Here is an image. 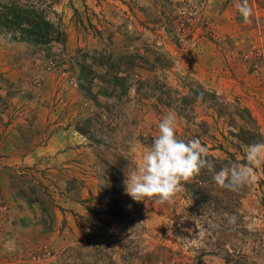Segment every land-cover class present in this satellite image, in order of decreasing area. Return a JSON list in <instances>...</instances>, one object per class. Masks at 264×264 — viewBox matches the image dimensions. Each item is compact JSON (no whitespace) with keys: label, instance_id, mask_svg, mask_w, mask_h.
I'll list each match as a JSON object with an SVG mask.
<instances>
[{"label":"rangeland","instance_id":"rangeland-1","mask_svg":"<svg viewBox=\"0 0 264 264\" xmlns=\"http://www.w3.org/2000/svg\"><path fill=\"white\" fill-rule=\"evenodd\" d=\"M243 3L58 0L49 18L61 26L66 42L63 51L57 44L52 49L55 66L45 49L0 34V131L8 124L22 125L18 150L23 152L42 146L66 122L75 127L95 112V104L78 86L85 54L125 46L131 52L138 48L150 60L149 70L139 63L124 67L129 88L122 101L99 97L100 106L114 110L102 125L97 119L87 131L104 154L95 151L86 135L80 138L90 148L81 160L62 166L41 159L2 172L0 264H264V163L249 164L248 145L234 136L239 128L257 127L264 141V0H247L253 10L247 23L240 11ZM169 25L175 35L168 32ZM129 38L133 40L127 44ZM153 80L181 91L183 81L197 82L221 97L230 115L218 117L197 106L193 117L184 119L155 99L138 103L139 82ZM234 107L251 115L256 126L242 123ZM169 112L176 114L180 138H198L214 159L253 169L251 182L238 190L212 184L221 199L218 216L199 207L187 185L171 203L136 202L126 194V175L142 164ZM50 113L54 121H49ZM104 160L122 176L105 173ZM102 187L112 193L106 202ZM69 200L85 208L84 216L78 211L69 221L62 217L61 208ZM227 207L237 212L235 223H229ZM97 214L112 226L107 231L112 237L104 238L109 241L92 226L99 224Z\"/></svg>","mask_w":264,"mask_h":264},{"label":"trees","instance_id":"trees-1","mask_svg":"<svg viewBox=\"0 0 264 264\" xmlns=\"http://www.w3.org/2000/svg\"><path fill=\"white\" fill-rule=\"evenodd\" d=\"M57 2L58 0H8L0 3V34L7 36L12 42L24 43L35 49H45L49 64L55 66L56 61H52L51 59V56H55L51 54L52 49L54 45L57 44L62 46L61 51H63L66 42V34L61 26L49 18V13L53 5ZM161 19L162 18L159 16V20H157L156 23L161 22ZM168 32L171 33V36L175 35L173 25L170 26ZM124 38L126 37H123V39ZM132 40L133 39L129 38L126 39L125 42L129 44ZM149 62L150 60L140 54L138 48L133 49L131 52L125 46L121 48L118 47L117 51L114 52L110 48L104 47L95 50L90 56L85 54L83 60L79 63L78 86L87 93L90 100L95 104L96 110L90 118L85 120V123L80 122L75 125V130L83 136L87 135L86 137L90 140L87 129H90L93 126L92 123H96L97 119H102L99 122V124L102 125V122L108 120L114 110L111 106L106 104L100 106L98 104L99 97L114 99L116 102L122 101L125 96L127 97V90L129 88L128 76H126L123 70L124 67L138 66L137 64L139 63L142 66H148L149 70ZM166 64L167 65H165L164 61L162 69L165 70L166 66L168 67L167 62ZM97 70L101 71L97 72ZM147 83L139 82L137 88L138 103L149 99H155L160 105L173 110L179 117L184 119L192 118L197 106H206L207 109L212 110L213 114L218 117L227 114L230 115L228 104L215 92L205 88L197 82L183 81L181 84L183 91L173 89L166 86L164 83L162 84L154 80ZM234 109L236 111H234V115L236 114L242 123L247 124L249 122L256 126L251 115L247 114L244 109L241 110L237 107H234ZM240 112L242 113L240 114ZM234 136L245 145L260 142L261 140V136L257 132V127L253 130H243L239 128L238 134H234ZM91 142H93L95 146L99 143L97 141ZM91 145L93 144L91 143ZM100 148V146H97L95 151L104 154L101 153ZM97 158L99 159L98 153ZM207 158L214 162L217 171L225 165H228L227 160L221 162L210 155H208ZM233 161L235 162V160ZM103 162L104 165L108 167L105 173L112 171L113 174L119 177L122 176L118 169L109 166L111 165V161L104 160ZM212 176V173L203 170L200 175L194 176L191 182L184 184V186L187 185L188 189H193L190 191L194 195L193 197L195 200L198 201L197 204L199 207H203L210 215L215 214L218 216L219 212H221L220 210H222L219 207L221 205V199L215 195V189L211 188L212 184L215 182ZM110 182L112 183L111 188L115 191V185H117L116 179ZM101 190L105 191V195H102V200L106 202L112 193L106 187H102ZM226 210V213L230 217L237 213L231 207H227ZM105 214L109 217H115L114 214H110L108 211L105 212ZM96 217L103 228H100V225L97 223L92 226L98 229L101 235H105V237H101V239L105 240L104 238L106 237H112V234L107 233L109 230L112 231L111 224L100 218V214H97Z\"/></svg>","mask_w":264,"mask_h":264},{"label":"clouds","instance_id":"clouds-1","mask_svg":"<svg viewBox=\"0 0 264 264\" xmlns=\"http://www.w3.org/2000/svg\"><path fill=\"white\" fill-rule=\"evenodd\" d=\"M245 22H250L252 8L247 0L240 6ZM177 117L174 112L165 115L158 125L150 147L143 153L142 164L126 175V194L134 201L154 199L158 203H171L175 195L184 190V183L200 175L203 170L212 173V179L221 187L238 190L251 182L253 169L231 163L216 170L209 160V149L198 138L185 141L176 133ZM246 159L249 164L264 163V141L247 146ZM235 223V217L229 218Z\"/></svg>","mask_w":264,"mask_h":264},{"label":"crops","instance_id":"crops-1","mask_svg":"<svg viewBox=\"0 0 264 264\" xmlns=\"http://www.w3.org/2000/svg\"><path fill=\"white\" fill-rule=\"evenodd\" d=\"M51 119L54 121L55 117L50 113L49 121ZM20 127H22L20 124L17 126L8 124L0 131V147H2L0 148V177L3 176L2 172L6 173L7 171L10 172V169L32 166L41 159L52 161L55 165L65 166L72 161H77V159H83V155H86L90 148L83 142L82 139L84 138L82 137L84 136L78 133L73 123L69 121L60 130L50 133L42 146L23 152L21 149L18 150V145L21 144L23 139L20 136ZM4 141L10 143L13 149L4 148V144L1 146ZM64 207L61 208V214L67 221H69V217H73L78 211L81 216H84L85 208L77 202L69 200Z\"/></svg>","mask_w":264,"mask_h":264}]
</instances>
